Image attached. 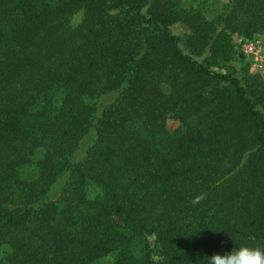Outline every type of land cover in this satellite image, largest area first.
I'll list each match as a JSON object with an SVG mask.
<instances>
[{"label": "trees", "instance_id": "trees-1", "mask_svg": "<svg viewBox=\"0 0 264 264\" xmlns=\"http://www.w3.org/2000/svg\"><path fill=\"white\" fill-rule=\"evenodd\" d=\"M204 2L0 0V264H207L264 245V85L206 62L231 33L264 35V0L210 19ZM148 235L159 260L131 250Z\"/></svg>", "mask_w": 264, "mask_h": 264}, {"label": "rangeland", "instance_id": "rangeland-1", "mask_svg": "<svg viewBox=\"0 0 264 264\" xmlns=\"http://www.w3.org/2000/svg\"><path fill=\"white\" fill-rule=\"evenodd\" d=\"M225 4H226V0H205L204 5L201 6L200 10L205 18L210 19V18H214L217 15V13L223 9ZM76 10L78 9H74L70 11L68 14L63 16V19L66 20L67 22V17L69 16V14L75 12ZM60 22L66 25L64 21H60ZM184 31L185 28L181 25H177L174 29V32L176 34H180ZM252 38H257L259 41L256 61L253 60L252 55L251 57H244L240 49L241 45L245 40H250ZM207 55L208 54L202 55L201 59L205 58ZM206 62L210 64L211 68L225 73H230L243 82L247 80L249 76H256L259 79V81H261L264 85V35L256 34L253 35V37L247 39L241 35L231 33L229 35V48L227 53V59L222 60V58L208 57L206 59ZM101 100L103 99H101L100 97L99 99H97L96 103L98 102L103 103ZM176 125H177L176 120L171 117L166 118L165 121L163 122V127L167 131H171L175 129ZM41 152H42L41 149H36L34 153L31 155L32 163H28L27 165L20 168L19 175L21 179L31 180L35 177L36 170L33 161L39 158ZM78 154L79 156H81L82 151H79ZM60 184L61 182H57L51 187L49 193L51 198L54 199L57 196ZM131 250L135 255H138L139 253L145 251L153 261L160 259L158 246L152 235H148L141 239H135L133 241ZM112 260H113V255L109 254L98 260L97 264H110Z\"/></svg>", "mask_w": 264, "mask_h": 264}, {"label": "clouds", "instance_id": "clouds-1", "mask_svg": "<svg viewBox=\"0 0 264 264\" xmlns=\"http://www.w3.org/2000/svg\"><path fill=\"white\" fill-rule=\"evenodd\" d=\"M85 14L86 10L83 8L69 14V28L75 30L79 27ZM207 264H264V245L233 242L231 248L207 255Z\"/></svg>", "mask_w": 264, "mask_h": 264}, {"label": "built area", "instance_id": "built-area-1", "mask_svg": "<svg viewBox=\"0 0 264 264\" xmlns=\"http://www.w3.org/2000/svg\"><path fill=\"white\" fill-rule=\"evenodd\" d=\"M259 41L257 38L245 40L241 45L240 49L244 57L253 56V60L256 61L258 53ZM260 66V65H258Z\"/></svg>", "mask_w": 264, "mask_h": 264}]
</instances>
